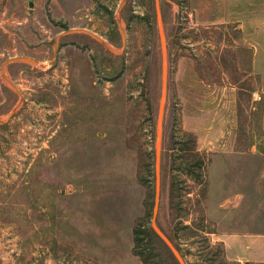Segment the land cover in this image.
Wrapping results in <instances>:
<instances>
[{"label":"rangeland","instance_id":"374dc122","mask_svg":"<svg viewBox=\"0 0 264 264\" xmlns=\"http://www.w3.org/2000/svg\"><path fill=\"white\" fill-rule=\"evenodd\" d=\"M0 71V264L264 236V0H0Z\"/></svg>","mask_w":264,"mask_h":264},{"label":"crops","instance_id":"0c3cea01","mask_svg":"<svg viewBox=\"0 0 264 264\" xmlns=\"http://www.w3.org/2000/svg\"><path fill=\"white\" fill-rule=\"evenodd\" d=\"M240 7L238 4V8ZM242 9L245 11V5ZM220 240L229 260L240 264H264V236L230 233L221 236Z\"/></svg>","mask_w":264,"mask_h":264},{"label":"trees","instance_id":"16d2710c","mask_svg":"<svg viewBox=\"0 0 264 264\" xmlns=\"http://www.w3.org/2000/svg\"><path fill=\"white\" fill-rule=\"evenodd\" d=\"M143 238L140 237L139 229L134 230V251L135 254L140 257L143 262L149 261V256L145 252V248L142 245Z\"/></svg>","mask_w":264,"mask_h":264},{"label":"water","instance_id":"95a60500","mask_svg":"<svg viewBox=\"0 0 264 264\" xmlns=\"http://www.w3.org/2000/svg\"><path fill=\"white\" fill-rule=\"evenodd\" d=\"M29 6H32V3L31 2L29 3ZM89 33H91V32H89ZM9 61H12V62H15V61L16 62H18V61H20V62H31L25 56L13 57V58H10L9 60H7L6 62H9ZM0 73H1V71H0ZM0 123H1V121H0Z\"/></svg>","mask_w":264,"mask_h":264},{"label":"bare ground","instance_id":"6f19581e","mask_svg":"<svg viewBox=\"0 0 264 264\" xmlns=\"http://www.w3.org/2000/svg\"><path fill=\"white\" fill-rule=\"evenodd\" d=\"M28 60L31 61V62H33V63H35V64H38L36 61L32 60L31 58H28Z\"/></svg>","mask_w":264,"mask_h":264}]
</instances>
